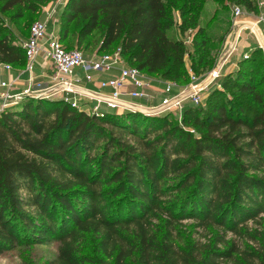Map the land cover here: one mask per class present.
Segmentation results:
<instances>
[{
	"label": "trees",
	"instance_id": "trees-1",
	"mask_svg": "<svg viewBox=\"0 0 264 264\" xmlns=\"http://www.w3.org/2000/svg\"><path fill=\"white\" fill-rule=\"evenodd\" d=\"M50 1L0 0V65L23 70L26 64L24 41L18 43L2 15L25 20ZM168 1L69 0L60 13V40L80 50L97 44L100 33L95 54L119 48L130 66L185 86L187 48L169 33L170 6L183 2L185 34L198 27L201 0ZM233 1L257 11L254 0ZM72 25L79 27V48L66 44ZM194 42L192 70L201 75L214 67L213 45L203 28ZM239 67L207 96V109L187 108L181 124L139 113L90 116L33 98L1 113L0 255L57 241L51 264H219L238 257L241 264H264L263 52L256 49ZM184 221L205 225L209 244L199 249L187 239L181 247L175 231ZM251 221L261 226L251 237L261 247L241 257L215 227L251 235Z\"/></svg>",
	"mask_w": 264,
	"mask_h": 264
},
{
	"label": "built area",
	"instance_id": "built-area-1",
	"mask_svg": "<svg viewBox=\"0 0 264 264\" xmlns=\"http://www.w3.org/2000/svg\"><path fill=\"white\" fill-rule=\"evenodd\" d=\"M254 1L257 11L233 6L231 29L220 59L207 73L197 75L189 71L190 81L182 86L130 66L120 49L90 57L78 49H67L58 34L48 31V20L53 19L58 6L66 5L69 0H54L45 8L48 19L35 22L29 38L22 42L26 52L25 67L13 82L0 83V114L21 99L33 98L63 102L90 116L139 113L151 118L177 117L182 122L187 108L203 105L213 90L221 88L219 82L236 63L235 58L239 57L240 62L248 60L256 49L264 54V0ZM250 40L252 43L246 49L244 43ZM38 65L49 73L37 76ZM0 67L8 72L14 70L7 64ZM97 75L108 78L97 79ZM17 83L22 84L23 89L14 93Z\"/></svg>",
	"mask_w": 264,
	"mask_h": 264
},
{
	"label": "rangeland",
	"instance_id": "rangeland-1",
	"mask_svg": "<svg viewBox=\"0 0 264 264\" xmlns=\"http://www.w3.org/2000/svg\"><path fill=\"white\" fill-rule=\"evenodd\" d=\"M53 2L54 0H51L50 3H48L42 8L39 14L28 15L25 20L16 21L12 19L11 15H2V18L6 20L5 23L8 28H10V31H14V33L18 36V43L27 40L29 27L33 23L37 21H44L43 17L47 16L45 8H47L50 4H53ZM171 2L172 0L168 1V4L171 5ZM182 3L183 2H180L177 6H170L171 13L174 18V27L172 30L169 31V33L174 38L182 40L185 43V46L187 48V53L185 56V67L188 69V71H193L192 69H194L193 62L196 63L197 61L194 60L197 49L194 41L198 35L200 28H203L207 36L211 38V45H213L212 57L214 59V64L211 67L215 66V64L218 62L223 53L224 44L231 29L232 8L233 6L239 4H237L233 0H201V2L198 4L200 5V7L198 6L195 10L197 14L198 27L190 29L189 31H187V33L184 34L180 30L182 25V19L179 13V9L181 8ZM64 6L63 4L58 6L53 19L48 21V31L56 32L58 34L57 36H59L62 32V19L60 13L62 12ZM55 28H57L58 31H56ZM78 32L79 27H74V25H72L66 38V44L69 47L79 48L77 46ZM94 37L95 39H98L97 44H91L88 47L87 44H85L82 46V48H79L80 51L83 52L86 56L90 57L94 55L100 47V33H95ZM118 49L119 48L114 47L111 50L110 54L115 53ZM237 61L238 68L233 73L226 74L220 80V90L222 89L224 82L230 80V78L232 79V77L239 71V57L236 58V62ZM36 72H38V69L36 70ZM226 94L229 98H233L232 92L229 89L227 90ZM206 98L204 99V106H202L205 109L208 108V104L211 102L210 97L206 104ZM212 101H216V99H213ZM171 119L180 124L182 123L177 117H171ZM262 217L264 216L262 215ZM151 221L153 222V225L159 223L154 218H152ZM257 222L258 221H251L246 224L251 235H248L245 232H227L220 229L219 227H215V229L220 230V234L225 238V240L232 241L235 243L236 251L239 252L240 255H238L242 257V255H245V252L248 248L258 249L261 247L257 240L251 239L255 231H261V226ZM192 225L197 224L193 221L182 222L181 226H179L177 228V231H175V238L177 239L181 247L184 246V243H187V239H191L193 243H197L199 249H202L204 245L209 244L212 234L210 233V230L206 228L205 225L200 224V226L197 225L196 227H193ZM92 245L93 241H89L88 247L91 248ZM124 246L126 248V245ZM59 247L60 242L57 241H52L44 245L38 246H17L15 247V249L0 255V264H51L54 263L57 259ZM235 259L236 258L220 260L219 264H241V262L239 261L241 260L240 257H238L239 260Z\"/></svg>",
	"mask_w": 264,
	"mask_h": 264
},
{
	"label": "crops",
	"instance_id": "crops-1",
	"mask_svg": "<svg viewBox=\"0 0 264 264\" xmlns=\"http://www.w3.org/2000/svg\"><path fill=\"white\" fill-rule=\"evenodd\" d=\"M47 19H48L47 16L43 17L44 21L47 20ZM55 29H56V31H58L57 28H55ZM54 33H56V32H54ZM251 43H252V40H250V42H248V43L247 42L244 43V46L246 47V49L248 48V46H250ZM242 50H245L244 47L242 48ZM38 62L42 63V60L39 59ZM233 62H236V58L234 59ZM237 64H238V61L236 63H233V65H231L229 67V70H228L227 73H233L237 69ZM37 69H38V72H36L37 76H44L45 74L49 73V70L45 69L43 66L38 65L36 70ZM19 71H20L19 69H14L12 72L11 71L8 72L3 67H0V83L4 82V81L5 82H13L15 80V78H17V76L19 74ZM96 78L97 79H99V78H108V76L107 75H97ZM22 89H23V85L20 84V83L18 85V83H17V85H15L13 90H14V93H15V92H19Z\"/></svg>",
	"mask_w": 264,
	"mask_h": 264
}]
</instances>
